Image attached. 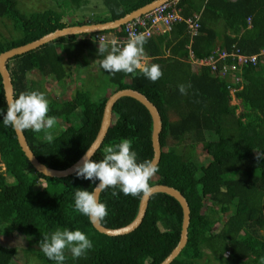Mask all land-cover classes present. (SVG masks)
<instances>
[{
    "label": "trees",
    "instance_id": "trees-1",
    "mask_svg": "<svg viewBox=\"0 0 264 264\" xmlns=\"http://www.w3.org/2000/svg\"><path fill=\"white\" fill-rule=\"evenodd\" d=\"M51 1L56 4L54 8L25 11L18 0H0V22L8 21L14 31L8 37L0 31V52L64 25L112 20L150 0H99L105 13L92 18L76 15L87 0ZM175 6L183 17L198 14L199 26L189 36L185 22L177 20L168 31L145 36V60L149 65L158 64L163 72L155 83L139 71L110 74L99 63L93 73L77 71L93 59H103L98 56L96 33L121 34L122 24L59 35L8 58L13 98L33 91L34 82L52 79L62 90L60 98H51L49 103L48 115L57 120L51 130L54 140L44 141L43 132H22L40 162L52 168L66 167L93 139L109 93L122 87L142 92L156 106L161 120L159 170L149 183L175 187L189 208L186 241L168 264H208L209 253L218 264H260L264 257V54L254 61L236 63V72L221 76L220 70L189 61L188 50L198 58L217 46L234 45L246 53L264 48V0H175ZM96 72L104 78L97 85L102 93L92 97L87 87H75L70 96L64 93L61 80L65 76L93 79ZM232 75H238L235 84L228 79ZM181 84L191 85L186 95L179 91ZM228 84L240 86L234 91L238 103L230 101ZM41 92L48 96L45 90ZM0 110L6 114L1 81ZM65 117L73 121L61 126L60 118ZM150 131L151 118L145 106L123 95L112 105L109 124L92 159L98 162L105 146L128 139L138 162L149 160ZM197 142L209 154L205 164L194 156ZM179 146H185L183 153ZM0 162V234L16 232L23 236L26 246L22 249L32 259L25 264H55L39 243L43 235L57 229H78L93 243L92 249L78 259L66 251L64 264H157L177 242L181 207L172 195L162 191L149 195L141 221L131 231L110 235L96 230L74 207L75 191H91L94 183L78 178L75 172L48 176L35 170L20 149L14 130L4 127L2 114ZM113 191L118 195L113 196ZM98 200L106 204L108 212L100 223L116 227L133 218L139 198L108 188L98 193ZM213 211L224 216L215 230ZM19 250L16 245L0 242V264H10Z\"/></svg>",
    "mask_w": 264,
    "mask_h": 264
},
{
    "label": "clouds",
    "instance_id": "clouds-1",
    "mask_svg": "<svg viewBox=\"0 0 264 264\" xmlns=\"http://www.w3.org/2000/svg\"><path fill=\"white\" fill-rule=\"evenodd\" d=\"M98 39V56L103 57L98 63L104 71L113 75L119 72L134 74L139 71L153 83L163 76L158 64L149 65L145 60L144 45L147 41L143 33H130L128 39L121 42L108 41L104 36ZM219 48H232L244 54H251L240 51L234 45ZM178 87L180 93L186 95L187 88L191 85L181 84ZM6 102V114L0 110L4 127H11L15 131L30 129L34 133L43 132L44 141L51 143L54 140L51 130L57 120L55 116L48 115L49 101L44 93L35 90L24 91L19 93L18 98L7 99ZM95 152V146L89 147L82 157V163H78L73 169L78 178L93 183L99 181L93 190L77 189L74 194L75 210L93 223L103 220L108 214L106 204L98 200V193L108 188H118L126 196L143 198L150 194L152 189L149 181L159 170L154 160L138 162L137 153L132 150V141L128 139L105 146L102 159L98 162L92 159ZM45 175H48L46 170ZM112 195L117 196L118 192L113 191ZM92 247L93 243L85 233L67 228L43 235L39 243L44 255L55 261V264H64L66 251L71 253L73 259H78L85 256ZM260 264H264V257L261 258Z\"/></svg>",
    "mask_w": 264,
    "mask_h": 264
},
{
    "label": "water",
    "instance_id": "water-1",
    "mask_svg": "<svg viewBox=\"0 0 264 264\" xmlns=\"http://www.w3.org/2000/svg\"><path fill=\"white\" fill-rule=\"evenodd\" d=\"M163 1H166V0H150L124 13L122 16L114 18L112 20H106L102 22H93V23L91 22V23H85V24L64 25L62 27L54 28L53 30L47 31L30 41H27L25 43H22L16 46H12L10 48H7L1 51L0 52V81L2 85L5 102L7 99L13 98V88L11 84L10 73L6 66V61L11 56L18 54V53L25 52L34 47H37L43 42L50 40L59 35L68 34V33H77V32L97 31V30H103V29L110 28V27H116L122 24L124 21L153 8L154 6H156L157 4ZM123 95L131 96L135 98L140 103H142L147 109L150 115V118H151L150 142H151L152 154H151L150 159L154 160L157 163L159 159V155H160V145H159L158 134L161 128V120H160L159 112L156 106L152 103V101H150L142 92L136 89L130 88V87H122V88L115 89L107 95L104 101V104H103L100 122H99L97 131L93 139L91 140L89 145L86 147V149L83 151V153L76 160H74L72 163H70L66 167L52 168L40 162L36 158V156L32 153L31 149L29 148L25 140L23 132L15 131L13 129L15 133L16 141L20 149L22 150L23 154L25 155V157L27 158L29 163L34 167L35 170L41 172L42 174H45V170H46L48 173V176H64V175L70 174L71 172H74L73 169L75 165H77L78 163H82V157L84 156V154L86 153L89 147L95 146V149L98 147V145L100 144L106 132L107 126L109 124L112 105L117 98ZM6 106H7V102H6ZM98 183L99 181L97 180L92 186L91 190H93V188H95L96 184ZM151 189L152 190L150 194L156 191H162V192L172 195L179 202L180 207H181V221H180V229H179V235H178L177 242L170 249V251L157 263V264H168L171 261V259L179 252V250L181 249V247L184 245L186 241L187 225H188V220H189V208H188L186 199L181 194V192L175 187L164 184V183H153L151 184ZM149 195L143 198H139L138 203H137L136 212L133 218L123 225L116 226V227H107V226L102 225L100 221L95 222V223L91 222L90 220L89 221L96 230L106 233V234L111 235V234H122V233L129 232L132 229H134L141 221Z\"/></svg>",
    "mask_w": 264,
    "mask_h": 264
},
{
    "label": "built area",
    "instance_id": "built-area-1",
    "mask_svg": "<svg viewBox=\"0 0 264 264\" xmlns=\"http://www.w3.org/2000/svg\"><path fill=\"white\" fill-rule=\"evenodd\" d=\"M177 20H183L185 22V30L189 36L197 32L199 22L198 14L192 16L183 17L179 13V8L175 6V0L163 1L153 8L136 15L122 23L121 34L111 32H99L96 33L98 37L104 36L108 41L116 40L117 42L126 41L130 33H143L145 36H150L154 33H163L168 31L172 24ZM247 20L249 18L247 17ZM259 54H264V48H261L257 53L244 54L237 49L227 50L226 48L216 47L212 49L211 53L203 57H194L188 50V60L197 65H208L212 71L215 69L220 70V75H224L226 72H236L239 65L245 60L254 61ZM227 60H230L229 62ZM235 60V62L233 61ZM220 63V66L218 65ZM238 79V75H232L229 81L232 84L234 80ZM229 92L234 96V91L240 86L227 85Z\"/></svg>",
    "mask_w": 264,
    "mask_h": 264
},
{
    "label": "rangeland",
    "instance_id": "rangeland-1",
    "mask_svg": "<svg viewBox=\"0 0 264 264\" xmlns=\"http://www.w3.org/2000/svg\"><path fill=\"white\" fill-rule=\"evenodd\" d=\"M59 1H61V0H59ZM18 5L20 6V8L22 10H25V11L40 10L44 7H53L54 8L56 6V4L52 3L51 0H18ZM92 9L99 10V12L94 11V13L91 14L89 11ZM100 12H101V5L99 4V2L97 0H87V2L85 4V8L83 10L82 9L76 10V15L80 16L83 14L82 16H85V13H88V15L92 18V17H97L98 15H100ZM0 31L2 32L3 35H5L7 37H8V35L14 34L13 28L8 21H5L4 24L2 22H0ZM93 60L94 61H91L92 63L87 64L85 66V68H81V67L77 68V71H79L81 73H86L87 70H89L88 73H93L99 66V65H97L98 61H96V59H93ZM31 74H29L30 77L32 76ZM93 75H94L93 79L88 77V76H84L85 78H83V77L82 78H79V77L74 78L72 75L65 76L61 80V82H62L61 85L63 86V88H65L64 93H66V95L70 96V94L72 93V91L75 87H78V88L79 87H83V88L87 87L90 90V94L92 95V97H95L97 93H102L100 87L97 88V85H101V83H103V81H104V78L98 77L97 72ZM101 77H104V76L101 75ZM52 80L48 81V82L47 81H41L40 84H38L36 82H34L32 84L33 90L41 92V89H43L46 91V93L48 94L47 97H50L48 99L49 103H52L51 98L59 99L60 95L62 93V90L60 92L59 87L56 86V84ZM124 80H127V77H125ZM108 90L109 89L106 88L105 92H108ZM231 102L232 103H238L239 100L232 95L231 96ZM239 109L240 108L238 106L235 109V112H238ZM72 121H69L68 118H66V117L63 119L60 118L61 126H63L64 124L70 123ZM177 148L182 153L186 149L185 146H179ZM194 156L201 163H204V164L209 159V154L206 152L205 147L201 142H197L195 144ZM168 157L171 158V156H168ZM2 167H3V165L0 162V169H2ZM211 214L214 216V218H216V222L213 226V230L218 229L219 225L222 223V221L224 219V216L219 214L216 211L211 212ZM262 232H264V230H262ZM0 242L5 243V244H10V245H16L20 248L16 259L13 260L16 255L12 258V261L15 262V264H25L27 261L32 262V259H31L29 252L22 249L26 246V242H25L23 236H21L19 233L14 232L8 236H3L0 234ZM208 256H209L208 264H218L217 260L215 258H213V256L210 253L208 254ZM251 257L254 258L253 256H251ZM12 261L10 262V264H13Z\"/></svg>",
    "mask_w": 264,
    "mask_h": 264
},
{
    "label": "crops",
    "instance_id": "crops-1",
    "mask_svg": "<svg viewBox=\"0 0 264 264\" xmlns=\"http://www.w3.org/2000/svg\"><path fill=\"white\" fill-rule=\"evenodd\" d=\"M97 1H99V0H97ZM94 11H97V12H99V10H94V9H92V10H90L89 12L92 14V13H94ZM105 13V11L103 10V9H101V12H100V15L101 14H104ZM90 14V15H91ZM85 15H88V13H85ZM99 16V15H98ZM107 32H111V31H107ZM155 35H158V34H162V33H154Z\"/></svg>",
    "mask_w": 264,
    "mask_h": 264
},
{
    "label": "bare ground",
    "instance_id": "bare-ground-1",
    "mask_svg": "<svg viewBox=\"0 0 264 264\" xmlns=\"http://www.w3.org/2000/svg\"><path fill=\"white\" fill-rule=\"evenodd\" d=\"M186 15V14H185ZM182 23V22H181ZM122 27V26H121ZM98 43V42H97Z\"/></svg>",
    "mask_w": 264,
    "mask_h": 264
}]
</instances>
